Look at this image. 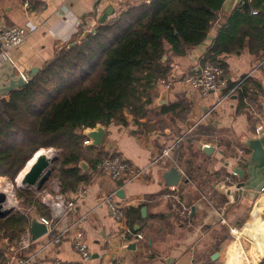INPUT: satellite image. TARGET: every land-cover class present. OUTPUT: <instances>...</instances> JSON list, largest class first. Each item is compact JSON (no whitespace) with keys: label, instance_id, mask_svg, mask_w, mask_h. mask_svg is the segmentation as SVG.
Here are the masks:
<instances>
[{"label":"crops","instance_id":"crops-1","mask_svg":"<svg viewBox=\"0 0 264 264\" xmlns=\"http://www.w3.org/2000/svg\"><path fill=\"white\" fill-rule=\"evenodd\" d=\"M21 1L0 0V20L7 25L31 21L37 27L23 44L8 52L16 71L26 75L27 80L70 43L81 44L115 18L107 0H29L27 16ZM113 1L119 5V15L129 16L131 20L146 3V0ZM228 14L222 7L219 17ZM218 24L211 26L202 44L188 48L183 56L169 51L164 59L169 87L156 84L149 91L151 103L142 117L124 112L126 125L104 126L100 146L89 147L90 160L115 152L134 168L145 169L143 175L121 186L107 175L92 174L86 185L77 188L84 189V195L74 199V210L54 223L55 234L61 239L58 244L51 243L48 235H44L31 240L27 250H21L17 239L13 242L3 238L0 245L5 242L7 246L0 250V259L6 260V264H13L18 258L29 259L28 264H47L56 259L76 262L79 255L72 239L80 231L91 253L85 264H111L116 259L122 264H228L231 250L244 264L252 260L249 250L253 241L244 235L251 223L246 224L244 210L252 200L230 185L243 180L234 176L233 171L246 168L250 151L245 141L264 132V65L249 76L235 95L217 106L219 93L211 92L202 98L180 81L185 75L197 73L205 62ZM263 56L264 51L251 54L244 48L237 54L223 55L220 63L225 77L232 83L248 74ZM33 69L36 72L30 76ZM184 132L188 134L179 147L153 163L162 149ZM204 145L212 151L205 152ZM182 149L185 153L189 151L190 159L184 152L179 153ZM239 156L244 165L237 164ZM187 164L194 169L186 171L183 165ZM170 168L181 174L174 187H167L162 179ZM194 171L197 177L186 175ZM109 195L124 207V220L118 223L109 216L103 202ZM259 195L264 196V190L256 198ZM177 206L188 208V216L177 215ZM30 213L44 217L35 211ZM126 227L132 233H141L143 239L132 240L124 234ZM230 229H235L237 235ZM244 243L249 245L248 254H243ZM215 253L218 257L212 260Z\"/></svg>","mask_w":264,"mask_h":264},{"label":"trees","instance_id":"trees-1","mask_svg":"<svg viewBox=\"0 0 264 264\" xmlns=\"http://www.w3.org/2000/svg\"><path fill=\"white\" fill-rule=\"evenodd\" d=\"M224 1L149 0L135 19L118 15L81 44L70 43L58 52L22 90L0 99V177L13 182L35 152L55 148L61 150L60 191L72 193L86 185L95 166L110 154L86 160L84 155L93 147L84 145L82 131L97 124L125 126L126 111L142 117L151 103L149 91L168 75L163 58L169 51L183 56L202 44L218 21L205 61L220 63L223 55L244 48L262 53L264 0H240L234 11L220 18ZM84 160L89 166L85 173L78 168ZM15 193L39 216H48V208L31 190ZM28 223L29 216L21 213L0 219V239H19ZM0 264L6 260L0 259Z\"/></svg>","mask_w":264,"mask_h":264},{"label":"built area","instance_id":"built-area-1","mask_svg":"<svg viewBox=\"0 0 264 264\" xmlns=\"http://www.w3.org/2000/svg\"><path fill=\"white\" fill-rule=\"evenodd\" d=\"M110 4L114 17H117L120 13L118 3L113 0H107ZM146 3H149V0H146ZM23 13L28 15L27 11L29 9V0L21 1ZM119 9V10H118ZM116 11V14H115ZM252 15L257 14V10H251ZM36 26L27 21L23 25H7L3 20H0V64L9 59L8 52L19 47L24 43L26 37L36 30ZM264 65V56L258 62L248 74L244 75L242 78L236 80L235 82H230L225 77L224 70L222 69L219 63H213L205 61L197 73L188 74L180 78V81L189 87L190 89L196 91L202 98L207 97L209 93L215 92L219 93V103L230 99L231 96L235 95L241 88L244 82L249 78V76L259 67ZM157 84L163 85L166 89L169 87V83L165 79H160ZM85 130V129H84ZM188 132H184L180 137L174 139L171 143L166 145L160 155L153 160V163L160 161L161 159L168 157L176 148L179 147L183 139L187 136ZM84 145H88V140H85ZM242 154V153H240ZM237 164L244 165L245 161L240 160L238 157ZM96 173L109 176L113 181L119 182L121 186L126 185L134 180L139 179L145 169H136L131 166L126 160L121 156L110 154L108 157L99 161L95 166ZM230 187H234L233 184ZM74 195V196H72ZM84 189L79 188L76 192L70 194L62 193L59 188L54 190L52 196L45 195L42 198V203L50 210L51 218H39L41 222L47 227L48 237L51 240V243L58 244L60 242V236L55 234L54 223L57 219L63 218L69 215L75 208V200L72 198H83ZM104 204L108 208L109 216L115 221L120 222L124 220V207L112 200V195L106 196L103 199ZM177 211L175 213L180 217H187L189 210L184 206H177ZM222 223H225L224 220H221ZM230 232L234 234L235 229H230ZM124 234L130 236L132 240L140 241L143 239L141 233H132L129 228L124 229ZM31 239L29 230H25L23 236L19 239L18 247L21 250H27L30 246ZM72 244L74 250L79 255V260L73 263L62 262L60 260H53L47 264H85L91 258V253L88 250V247L83 239L82 233L79 231L74 234L72 239ZM29 259L18 258L14 260L13 264H28ZM8 264V263H7ZM10 264V263H9ZM111 264H122L120 259L112 261Z\"/></svg>","mask_w":264,"mask_h":264},{"label":"water","instance_id":"water-1","mask_svg":"<svg viewBox=\"0 0 264 264\" xmlns=\"http://www.w3.org/2000/svg\"><path fill=\"white\" fill-rule=\"evenodd\" d=\"M239 3L240 0H225L222 7L230 14L235 10ZM111 10L112 9H110V11ZM164 59L165 57L163 60ZM35 72L36 69H33L30 72V76ZM27 83V76L17 72L10 59H7L0 64V99L7 98L11 93L22 90ZM82 135L88 140V146L97 148L100 146L104 138L105 127L101 124H97L94 128H86L83 130ZM245 145L250 151V157L245 169L238 168L233 171L234 176L243 179L241 182L235 184L234 188L244 196H250V200H254L255 197L264 190V133H259L258 137L254 139H248L245 141ZM202 149L207 153L212 151V148L209 146H205ZM39 151L45 150L41 149L37 152ZM37 152H35L30 159H32ZM30 159L17 174L13 183L17 189H35V191H39L50 175V166L55 158L47 157L42 153L35 157L31 166H29L27 171L21 175ZM78 168L84 173L88 171V165L84 161L79 162ZM89 173H92V171H89ZM180 178L181 174L175 168H170L162 176L163 182L167 187L176 186L179 183ZM118 194L120 195L121 193ZM72 199L74 200L75 197ZM7 203V194L5 192H0V219L9 216L12 211L11 208L6 209ZM135 228L137 229L138 227ZM28 230L32 241L46 235L47 233V227L39 220L35 213H30L29 215ZM6 246L7 244L3 242L0 245V250H4ZM217 257L218 253H215L212 255L211 259L215 260ZM262 262H264V259L259 264H262Z\"/></svg>","mask_w":264,"mask_h":264},{"label":"rangeland","instance_id":"rangeland-1","mask_svg":"<svg viewBox=\"0 0 264 264\" xmlns=\"http://www.w3.org/2000/svg\"><path fill=\"white\" fill-rule=\"evenodd\" d=\"M147 4V3H145ZM149 4V3H148ZM192 90V89H191ZM217 106V105H216ZM195 121H193L192 124H194ZM191 124V125H192ZM261 133H264V132H260ZM20 138V137H19ZM185 139V138H184ZM183 139V140H184ZM205 146H208V145H204L203 147ZM202 147V148H203ZM45 150L46 152H51L53 153L52 157L54 156L55 160L53 161L52 165L50 166V175L47 179V181L45 182V184L43 185V187L39 190V191H35V189H29L32 191V193L35 195V198L41 203H42V198L45 196V195H48V196H52L53 193H54V190L59 188L60 190V187H59V181L57 180V175H58V169H59V164L57 163L58 160L60 159V156H61V150L60 149H55V148H48V149H43ZM185 149H182L179 153L181 152H184ZM188 150V149H187ZM184 156L188 159H190V153L189 151H187V153L184 152ZM50 157V158H52ZM84 158L86 160H90V157H89V154L88 152L84 155ZM84 162H86L84 160ZM184 169L189 170V169H194V167L192 166V168L190 167L189 164L187 165H183ZM197 172V171H196ZM194 171V173L192 172H186V175L189 174L190 176H198V174ZM195 174V175H194ZM195 180H197L195 178ZM198 181V180H197ZM17 190H21V189H17L14 185V183L10 180H8L7 178L5 177H0V192H5L8 196V203L10 202V199L12 198L13 200V203H12V207H11V214H14V213H21L25 216H29L30 215V212L31 211H35L34 208L32 206H29L27 205V203L23 200V199H18L17 196H16V191ZM263 192V191H262ZM262 192H260L262 194ZM11 195V196H10ZM13 195V196H12ZM11 197V198H10ZM261 198H264V196H258L257 198L255 197L254 200H252L250 202V204L248 205V207L245 208V213L247 215V221H246V224L250 223L252 218H253V210H254V206L255 204L257 203L258 200H260ZM7 203V204H8ZM44 207L45 204H43ZM48 208V207H47ZM6 209H10L8 208V205L6 206ZM48 216H44L43 218H47V219H50L51 218V214H50V210L48 209ZM8 217V216H7ZM245 225L241 226L240 228V231L243 229ZM248 226V225H247ZM2 233V232H1ZM25 233V232H24ZM23 233V234H24ZM23 234L19 237V239L23 236ZM248 237V236H247ZM249 238V237H248ZM247 238V239H248ZM3 239V238H2ZM17 239V238H16ZM14 239V240H16ZM19 239H17V243L19 242ZM251 239V238H250ZM14 242V241H13ZM248 243H244V254H248V250H249V245H247ZM226 256V255H225Z\"/></svg>","mask_w":264,"mask_h":264},{"label":"bare ground","instance_id":"bare-ground-1","mask_svg":"<svg viewBox=\"0 0 264 264\" xmlns=\"http://www.w3.org/2000/svg\"><path fill=\"white\" fill-rule=\"evenodd\" d=\"M42 153L45 154L47 157H52V155H53V153L46 152V151L37 152L34 155V157L32 159H30V161L28 162L27 166L25 167V169L23 170L21 175L23 173H25V171H27L29 166H31L35 157H37L38 155H40ZM12 198L10 199V202L7 204L8 208L12 207V203H13ZM237 233L238 232L236 231L234 233V235L235 234L237 235ZM244 235L251 238V242L253 241L252 242L253 245L251 243L252 247L249 250L251 255H253V256L251 257L252 258L251 261L248 260L249 261L248 264H258L259 261L264 258V198H261L260 200L257 201L255 208L253 210V219H252L251 223L247 226ZM228 255H229L228 264H244L241 260V257L238 254H236V252L231 250ZM251 258H249V259H251Z\"/></svg>","mask_w":264,"mask_h":264}]
</instances>
